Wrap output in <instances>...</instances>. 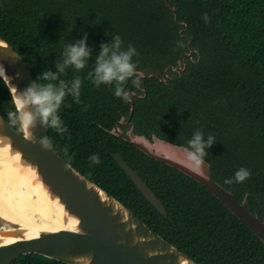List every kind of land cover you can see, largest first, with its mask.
Returning <instances> with one entry per match:
<instances>
[{
    "label": "trees",
    "instance_id": "obj_1",
    "mask_svg": "<svg viewBox=\"0 0 264 264\" xmlns=\"http://www.w3.org/2000/svg\"><path fill=\"white\" fill-rule=\"evenodd\" d=\"M85 34L92 50L88 68L68 69L63 77L83 78L81 103L66 98L70 107L60 111L66 133L48 129L58 154L193 260L264 264V244L204 186L109 132L128 116L129 103L112 85L96 87L87 78L102 43L119 34L125 47L132 44L139 53L133 57L137 70L158 74L126 85L138 94H129L134 133L184 146L197 129L205 138L213 135L216 142L205 157L212 178L237 201L246 196L248 210L264 219V0H0V36L34 80L46 68L55 71L64 45ZM11 108L0 78V114L9 124ZM93 153L100 155L99 164L89 161ZM111 153H119L143 179L165 214L146 200ZM241 167L251 171L250 178L226 184ZM11 264L63 263L31 253Z\"/></svg>",
    "mask_w": 264,
    "mask_h": 264
},
{
    "label": "water",
    "instance_id": "obj_2",
    "mask_svg": "<svg viewBox=\"0 0 264 264\" xmlns=\"http://www.w3.org/2000/svg\"><path fill=\"white\" fill-rule=\"evenodd\" d=\"M187 55L190 56V52ZM0 65L5 69L0 72V78L11 98L17 89L23 90L34 81L23 58L1 36ZM165 71L160 81L164 80ZM151 75L158 77L156 73L137 70L136 78ZM137 89L144 92L138 85ZM127 91L131 96L136 95L133 90ZM127 101L128 116L125 120L121 117L113 125L109 130L112 134L119 129L118 124L130 121L134 104L132 98ZM33 132L37 141L40 137H49L48 129L39 124ZM123 140L204 186L264 244V219L248 210L246 196L237 201L229 190L212 178L207 161L205 174L197 175L174 155L173 150L182 149L184 145L174 144L155 134L150 138L136 134L132 124ZM111 156L146 200L159 213L165 214L160 199L123 157L119 153ZM0 157L39 187L52 203H57L72 225V229L57 230L0 221V264H11L18 257L31 253L65 264H201L151 230L122 202L66 162L52 143L45 149L39 142L26 140L1 114Z\"/></svg>",
    "mask_w": 264,
    "mask_h": 264
},
{
    "label": "clouds",
    "instance_id": "obj_3",
    "mask_svg": "<svg viewBox=\"0 0 264 264\" xmlns=\"http://www.w3.org/2000/svg\"><path fill=\"white\" fill-rule=\"evenodd\" d=\"M203 19L207 23L208 15L205 13ZM137 49L128 44L124 46V40L119 34L112 36L108 43H102L99 54L95 59V68L88 72L87 78L96 87L101 85H112L114 94L122 100H129V93L126 90L127 83L131 80L138 84L136 78L138 62L133 57L138 56ZM62 59L55 62V71L45 69L39 73L36 79L23 90L16 91L12 98V108L8 110L7 117L11 125L16 127L19 134L30 142L39 144L48 149L51 147V140L48 136L37 137L33 129L37 125L54 129L59 134L67 132V126L61 118L60 111L66 105V98L72 97L77 104L81 103V89L84 83L83 78L77 74L71 79H65L68 69L80 73L88 68L92 50L87 45V35L75 43H67L61 52ZM0 72L5 69L0 65ZM216 142L215 137L209 134L205 138L202 130L193 132L187 144L182 149L173 150L174 155L191 172L203 176L205 157L208 149ZM95 165L101 162L100 155L93 153L88 157ZM251 171L247 168H239L232 178L226 179V184L243 183L250 178Z\"/></svg>",
    "mask_w": 264,
    "mask_h": 264
},
{
    "label": "bare ground",
    "instance_id": "obj_4",
    "mask_svg": "<svg viewBox=\"0 0 264 264\" xmlns=\"http://www.w3.org/2000/svg\"><path fill=\"white\" fill-rule=\"evenodd\" d=\"M0 221L42 229H72L57 203L0 157Z\"/></svg>",
    "mask_w": 264,
    "mask_h": 264
},
{
    "label": "flooded vegetation",
    "instance_id": "obj_5",
    "mask_svg": "<svg viewBox=\"0 0 264 264\" xmlns=\"http://www.w3.org/2000/svg\"><path fill=\"white\" fill-rule=\"evenodd\" d=\"M139 90V89H138ZM136 95H138V94H136ZM121 117H125L124 115H122ZM127 117V116H126ZM126 117L124 118V120L126 119ZM123 120V121H124ZM131 120V119H130ZM114 125V124H113ZM129 126H130V121L128 122V123H126V124H118V130H116V133L118 132L119 133V136L118 135H116V133L115 134H113L114 136H116L117 138H119V139H121V140H123V138H125L126 137V131L128 130V128H129ZM113 127V126H112ZM112 134V133H111ZM124 141V140H123ZM112 154V153H111ZM57 261V260H56ZM60 262V261H59ZM62 263V262H61ZM63 264H65V263H63Z\"/></svg>",
    "mask_w": 264,
    "mask_h": 264
}]
</instances>
